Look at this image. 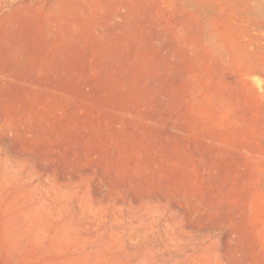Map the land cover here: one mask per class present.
Wrapping results in <instances>:
<instances>
[{"label": "rangeland", "instance_id": "374dc122", "mask_svg": "<svg viewBox=\"0 0 264 264\" xmlns=\"http://www.w3.org/2000/svg\"><path fill=\"white\" fill-rule=\"evenodd\" d=\"M0 264H264V0H0Z\"/></svg>", "mask_w": 264, "mask_h": 264}, {"label": "bare ground", "instance_id": "6f19581e", "mask_svg": "<svg viewBox=\"0 0 264 264\" xmlns=\"http://www.w3.org/2000/svg\"><path fill=\"white\" fill-rule=\"evenodd\" d=\"M259 3H261V2H259Z\"/></svg>", "mask_w": 264, "mask_h": 264}]
</instances>
